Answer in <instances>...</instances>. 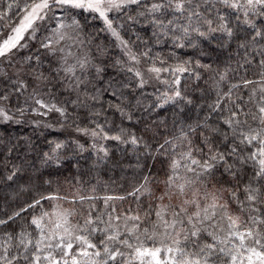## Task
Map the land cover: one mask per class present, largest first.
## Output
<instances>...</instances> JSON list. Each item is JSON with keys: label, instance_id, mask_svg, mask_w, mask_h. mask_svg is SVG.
<instances>
[{"label": "snow or ice", "instance_id": "obj_1", "mask_svg": "<svg viewBox=\"0 0 264 264\" xmlns=\"http://www.w3.org/2000/svg\"><path fill=\"white\" fill-rule=\"evenodd\" d=\"M0 264H264V0H0Z\"/></svg>", "mask_w": 264, "mask_h": 264}, {"label": "trees", "instance_id": "obj_2", "mask_svg": "<svg viewBox=\"0 0 264 264\" xmlns=\"http://www.w3.org/2000/svg\"><path fill=\"white\" fill-rule=\"evenodd\" d=\"M23 131L25 133H31L32 129L31 127L25 126ZM40 142H42V137L40 139ZM85 156H87V153H85ZM80 163L83 165L85 164V161L83 159H81ZM65 174L67 175V171H65ZM109 178H111L112 181L115 182L116 185H119L120 183H122V173L121 170L119 168H116L114 172L109 173V176H105L104 179L108 180Z\"/></svg>", "mask_w": 264, "mask_h": 264}]
</instances>
